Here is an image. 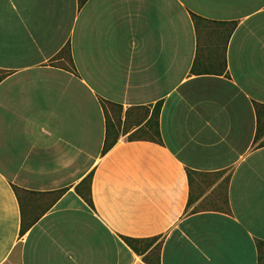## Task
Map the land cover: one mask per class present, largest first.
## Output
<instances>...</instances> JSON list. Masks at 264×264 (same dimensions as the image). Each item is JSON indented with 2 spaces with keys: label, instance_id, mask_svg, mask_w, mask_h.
I'll return each instance as SVG.
<instances>
[{
  "label": "crops",
  "instance_id": "crops-1",
  "mask_svg": "<svg viewBox=\"0 0 264 264\" xmlns=\"http://www.w3.org/2000/svg\"><path fill=\"white\" fill-rule=\"evenodd\" d=\"M0 264H264V0H0Z\"/></svg>",
  "mask_w": 264,
  "mask_h": 264
},
{
  "label": "trees",
  "instance_id": "trees-1",
  "mask_svg": "<svg viewBox=\"0 0 264 264\" xmlns=\"http://www.w3.org/2000/svg\"><path fill=\"white\" fill-rule=\"evenodd\" d=\"M158 110H159V106H156L155 112H154V119L157 118V115H158L157 111ZM157 125H158L157 120L152 121V123L149 125V126H152L153 130L152 129L151 130L154 132L155 136L157 135V132H158L157 129H156ZM109 148H110V145L106 144V146L104 148V152H106Z\"/></svg>",
  "mask_w": 264,
  "mask_h": 264
},
{
  "label": "rangeland",
  "instance_id": "rangeland-1",
  "mask_svg": "<svg viewBox=\"0 0 264 264\" xmlns=\"http://www.w3.org/2000/svg\"><path fill=\"white\" fill-rule=\"evenodd\" d=\"M62 57H64V60H65V62H62V65H66L67 66V63H69V58H68V54H67V52H64L63 54H62ZM151 128H149L150 129V131L151 132H146V133H142V134H139L140 135V137H144V136H150V137H153L154 136V132L152 131L153 130V128H152V126H150ZM152 129V130H151ZM134 137H139L138 135H135Z\"/></svg>",
  "mask_w": 264,
  "mask_h": 264
}]
</instances>
